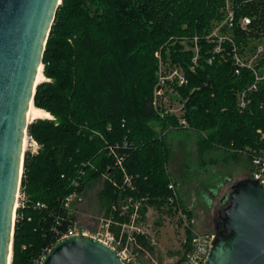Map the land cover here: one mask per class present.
I'll return each instance as SVG.
<instances>
[{
    "label": "trees",
    "instance_id": "obj_1",
    "mask_svg": "<svg viewBox=\"0 0 264 264\" xmlns=\"http://www.w3.org/2000/svg\"><path fill=\"white\" fill-rule=\"evenodd\" d=\"M229 2L232 26L220 30L246 57L264 40V0ZM225 16L223 0L61 1L43 52L45 80L33 96V106L51 118L27 126L37 148L23 157L10 264L42 256L56 232L75 221L62 199L82 196L96 180L105 179L97 194L104 216L117 219L111 209L128 196L144 199L142 213L169 206L168 135L185 132L212 164L245 161L253 169V159L264 152V83L240 110L237 94L254 75L244 68L235 73L231 44H224L223 55L214 54L210 35ZM245 17L250 25L241 28ZM156 52L187 81L175 86L186 127L152 107ZM116 156L133 189L123 184Z\"/></svg>",
    "mask_w": 264,
    "mask_h": 264
},
{
    "label": "water",
    "instance_id": "obj_2",
    "mask_svg": "<svg viewBox=\"0 0 264 264\" xmlns=\"http://www.w3.org/2000/svg\"><path fill=\"white\" fill-rule=\"evenodd\" d=\"M61 1L0 0V264H8L12 256L27 111ZM224 200L223 215L203 264H264V184L253 179L238 181L220 202ZM40 264L123 263L111 247L77 235L56 241Z\"/></svg>",
    "mask_w": 264,
    "mask_h": 264
},
{
    "label": "rangeland",
    "instance_id": "obj_3",
    "mask_svg": "<svg viewBox=\"0 0 264 264\" xmlns=\"http://www.w3.org/2000/svg\"><path fill=\"white\" fill-rule=\"evenodd\" d=\"M223 1L225 9H227L226 2ZM228 7L231 9L230 2ZM259 45L264 47V40ZM161 59L167 75L159 72L157 61L152 99L160 97L159 94L162 95L161 97L165 99L163 109L169 110L167 115L176 118L183 113V110L180 113V108L184 100L176 93L175 86L177 85L174 82L162 84L161 79L169 76L177 66L171 65L162 57ZM44 80L41 73L38 83ZM34 109L36 108L33 106L29 122L35 121L33 119ZM166 142L169 150L166 164L168 184L175 185L180 206L184 212L188 211L189 217L194 220L192 232H214L213 221L217 219L219 201L236 182L251 179L253 169L249 168V164L245 161L235 163L229 160L226 163H210L205 155L201 156L198 153L195 142L186 136L185 132L177 134L174 139H170L168 135ZM28 146L29 142L26 139L25 149ZM110 180L108 183H117L114 178H110ZM104 181L105 179L102 178L93 182L82 194V201L73 206V209L78 213L77 223L90 231L97 230V224L91 225V222L102 215L101 210L99 211L97 194ZM137 224L155 241L154 257L162 264H177L182 257L183 241L188 237L187 231L192 233L191 230L183 228L178 214L167 205L161 208L149 207L145 213L140 212ZM143 260L145 258L142 257L141 264H147V261Z\"/></svg>",
    "mask_w": 264,
    "mask_h": 264
},
{
    "label": "built area",
    "instance_id": "obj_4",
    "mask_svg": "<svg viewBox=\"0 0 264 264\" xmlns=\"http://www.w3.org/2000/svg\"><path fill=\"white\" fill-rule=\"evenodd\" d=\"M225 2L227 5V9H225V20L223 24H221L211 33L210 37H212L216 41L214 54L221 53V55H223L222 53L224 51V44H231L234 64L236 68L235 73L237 75L243 68L249 69L254 75V82L246 90L237 94L238 108L240 110H244L245 107L249 104L248 95L255 92L259 84L264 83V47L259 45L254 53L246 57H242L238 54V52L236 51V47L232 43L230 37L223 34L220 30L222 25L231 27L233 22V12L228 7L229 1L225 0ZM248 25H250V19L247 17L243 18L240 22L241 28H245ZM196 41L197 39L194 38L193 42L195 44V57L192 60L193 63L196 62L198 52ZM155 58L157 59L159 64V72L167 75V72L163 67L160 52L155 53ZM174 69L175 70L169 76H165L161 79V83L166 84L168 82H174V84H176L178 87L185 85L187 81L183 75L181 68L175 67ZM159 96L160 97H155L152 99V107L161 116H164L167 115V112L169 110L163 109L165 99L164 97H161L162 95L159 94ZM182 110L183 105L180 108V113ZM180 115L177 116L179 121L178 124L180 126L186 127L187 123L184 119L180 118ZM24 137L25 140L27 139V141L29 142V146L25 149V151L28 149L35 150L37 148V144L27 134V131ZM252 164L253 172L251 179L258 180L261 184H264V152H261L258 157L254 158ZM114 165L115 167L119 168L124 175L123 184H125L128 188L133 189L130 178L126 175L124 169L122 168L121 159L117 156L115 157ZM167 189L170 192V195L167 199L168 205L171 207V209H173V211L176 212V214H178L183 228L185 230H191L192 232L194 220L189 217V212H184L183 208L180 206L175 185L173 183H169ZM19 198L20 190L17 195L18 203ZM81 201L82 196L77 195L75 192L62 199L61 206L63 207V209L68 211V213L74 212L75 221L73 223H70L65 229H61L60 231L56 232V241L77 235L89 236L111 247L117 253L120 261L123 264H141L142 257L145 258L147 264H162L152 254L153 248L155 246V241L137 224L141 208L144 206V199H134L132 196H128L125 199L121 200L111 209L112 212L117 213L118 218L115 219L112 216L107 217L102 213L101 216L97 217L93 220V222H91V225L97 224V230L95 231H90L87 228H82V226H80L76 221L78 213H76V210L73 209V206L74 204L78 205V203H80ZM37 206H39V204H37ZM121 218L125 220L121 221ZM214 237L215 232H192L191 235L189 237H186V239H184L183 241L184 248L180 264H203L208 251L212 246ZM139 238H142L144 240L145 245L140 244ZM49 249H47L38 259L34 260L32 264H40L43 256Z\"/></svg>",
    "mask_w": 264,
    "mask_h": 264
},
{
    "label": "bare ground",
    "instance_id": "obj_5",
    "mask_svg": "<svg viewBox=\"0 0 264 264\" xmlns=\"http://www.w3.org/2000/svg\"><path fill=\"white\" fill-rule=\"evenodd\" d=\"M41 73H42V67H40L38 69V75H37V78H36V84H39L38 83V79H39ZM32 107H33V104L30 103V105L28 107V111H27V122L28 123H30L29 120H30V112H31ZM50 118H51V116L48 113H46L45 111H43V110H40V109H34L33 110V119L34 120H36V119H50ZM25 146H26V140H25V137H24V142H23L24 150H25ZM20 173H21V168H20ZM10 259H11V253H10L9 257H8V264H10Z\"/></svg>",
    "mask_w": 264,
    "mask_h": 264
},
{
    "label": "flooded vegetation",
    "instance_id": "obj_6",
    "mask_svg": "<svg viewBox=\"0 0 264 264\" xmlns=\"http://www.w3.org/2000/svg\"><path fill=\"white\" fill-rule=\"evenodd\" d=\"M225 195H226V194H225ZM225 205H226V201H225V200L222 201V202L219 201V206H218V208H217V214H216V218H217V219H215V220L213 221V227H214V229H215L217 226H219V224H220L221 217H222V215H223V209H224ZM219 230H220V231H223L222 229H219Z\"/></svg>",
    "mask_w": 264,
    "mask_h": 264
},
{
    "label": "crops",
    "instance_id": "obj_7",
    "mask_svg": "<svg viewBox=\"0 0 264 264\" xmlns=\"http://www.w3.org/2000/svg\"><path fill=\"white\" fill-rule=\"evenodd\" d=\"M169 138H170V139H174L173 136H169ZM248 167L251 168L250 165H249ZM152 254H153V252H152ZM143 261H145V260H143Z\"/></svg>",
    "mask_w": 264,
    "mask_h": 264
}]
</instances>
